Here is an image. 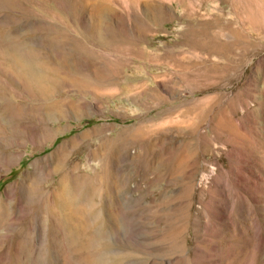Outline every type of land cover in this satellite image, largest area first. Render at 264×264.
Wrapping results in <instances>:
<instances>
[{"label": "rangeland", "instance_id": "374dc122", "mask_svg": "<svg viewBox=\"0 0 264 264\" xmlns=\"http://www.w3.org/2000/svg\"><path fill=\"white\" fill-rule=\"evenodd\" d=\"M11 1L4 56L48 74L0 71V232L25 263L264 264V0Z\"/></svg>", "mask_w": 264, "mask_h": 264}, {"label": "bare ground", "instance_id": "6f19581e", "mask_svg": "<svg viewBox=\"0 0 264 264\" xmlns=\"http://www.w3.org/2000/svg\"><path fill=\"white\" fill-rule=\"evenodd\" d=\"M12 7H13V2L11 0H0V23L5 20L9 23H12L13 22V19H14V14L11 12L12 10ZM3 9H5V11H3ZM6 51L5 52V56H4V53H3V50L1 49V42H0V71H4L6 73V75L11 79V81H13L16 77V73H20V71L23 73V74H26L28 75V78L34 80V82H36L35 80L44 77V76H47L48 74L46 75H43V70L45 69V66L43 64H41V61L40 63H38V61H34L33 59L31 61L33 62H29L28 59L24 58H18L17 55H16V52H15V48L12 44H10L9 48L7 50H4ZM28 55V53H27ZM3 57H5L6 61H3ZM29 58V57H27ZM6 62V63H5ZM36 62V63H35ZM35 63V64H33ZM5 64V65H4ZM47 64V63H45ZM53 65L51 64V67ZM53 68V67H52ZM51 69V68H50ZM50 69H47V70H50ZM52 70V69H51ZM4 74V73H3ZM38 77V78H37ZM49 77V76H48ZM47 78V77H45ZM27 79V78H26ZM53 79V78H52ZM40 80V79H39ZM33 82V81H32ZM39 82H43L42 81H39ZM41 83H38V86H40ZM45 86V85H44ZM1 111V110H0ZM9 116V115H8ZM15 152H8V153H5L3 154V157L4 159L6 160V162H10L11 159L14 158L15 156ZM2 156V155H0ZM2 160V159H1ZM115 162V161H114ZM115 165V164H114ZM117 167V166H116ZM31 172V171H30ZM32 175H30L29 173L25 174L27 178L29 179H33L34 177V180L35 181V173H31ZM30 176H32L30 178ZM114 176V175H113ZM31 179V180H32ZM25 181V180H24ZM32 181V182H33ZM30 182V181H29ZM23 183V182H22ZM31 183V182H30ZM27 185L28 182L26 181V183H23V185ZM73 184V183H72ZM30 186V185H29ZM69 186L67 182H65V179H63V177L60 179L59 181V188L60 189V192H54L50 193V198H49V204L45 206V208H43L42 212H41V216L39 219L40 222H43L48 220L49 223H50V226L51 227V237H50V241L52 243V247H54L57 242L61 241V235L62 233L64 232L63 231V228L69 224L70 222V218L68 217V208H70L71 206L73 207L74 204L75 207H78L77 206V202L78 200L76 201V199H72L71 198V194L69 195L68 193L71 192V190H69ZM75 186V185H74ZM72 187V186H71ZM30 188V187H29ZM28 188V190H29ZM77 188V187H76ZM75 188V190H76ZM25 189V188H24ZM71 189V188H70ZM9 190V189H8ZM13 189H11L12 191ZM33 190V189H32ZM14 192V191H13ZM74 193V192H73ZM10 194V193H9ZM77 194V192H76ZM29 196V195H28ZM70 196V197H69ZM74 196V195H73ZM72 196V197H73ZM31 197V196H30ZM75 197V196H74ZM73 197V198H74ZM32 198V197H31ZM30 198V199H31ZM21 200V199H20ZM43 202V201H42ZM19 205V204H18ZM42 205V204H41ZM23 207V206H21ZM22 209V208H21ZM42 209V208H40ZM71 209V208H70ZM75 209V208H74ZM22 210H25L24 208ZM76 211V210H75ZM19 212V211H18ZM71 213V212H70ZM69 213V214H70ZM73 213V211H72ZM75 213V212H74ZM77 213V212H76ZM75 213V214H76ZM21 214V213H20ZM18 214V215H20ZM39 214V213H38ZM73 214V215H75ZM24 215H25V211H24ZM33 216V215H32ZM36 216V215H35ZM35 218V217H33ZM73 218V217H72ZM32 219V218H31ZM36 220V219H35ZM72 220V219H71ZM91 220V219H90ZM37 221V220H36ZM38 221V222H39ZM33 222V221H32ZM73 222V221H72ZM36 223V222H35ZM44 223V224H45ZM42 224V223H40ZM39 224V225H40ZM31 225V224H30ZM34 225V224H33ZM38 225V226H39ZM97 225V224H96ZM29 226V225H27ZM35 226V225H34ZM44 228L45 226L42 225ZM75 226H76V223H75ZM42 227V228H43ZM25 228V227H24ZM37 228V227H36ZM41 228V227H40ZM47 228V227H46ZM71 228V227H70ZM32 229V227H31ZM31 229L27 230L29 232H31ZM34 229V228H33ZM32 229V230H33ZM39 229V227H38ZM37 229V230H38ZM14 229L13 228H4L3 231L0 232V264H7L8 263V260H9V255L11 254V251H13V254H14V257H15V262H17L18 264H26L25 261L27 258L25 257V253L24 252V249H23V240L25 238V235H23L22 237H19L18 235H16L15 237L18 236V238H16V243L13 244L11 242L13 236L11 237V233L14 232L13 231ZM44 232V229H42ZM75 230V229H74ZM26 231V232H28ZM73 231V230H71ZM25 232V230H24ZM36 232V231H35ZM41 230L36 233V235L34 236H37V239L39 241V239H41V234L40 233ZM46 232V231H45ZM34 233V231H33ZM73 233V232H72ZM71 234V233H70ZM78 234V233H77ZM74 236V235H72ZM81 236V235H80ZM64 237V236H63ZM43 238V237H42ZM37 241V242H38ZM40 242V241H39ZM63 243V242H62ZM61 243V244H62ZM78 243V242H77ZM104 243V242H103ZM39 244V243H38ZM60 244V245H61ZM40 246V245H39ZM38 246V247H39ZM33 250V249H32ZM101 250V249H100ZM40 252V251H39ZM94 255V254H93ZM113 259V258H112ZM110 260V259H109ZM10 262V261H9ZM29 264V263H28ZM45 264V263H44ZM107 264V263H106Z\"/></svg>", "mask_w": 264, "mask_h": 264}]
</instances>
